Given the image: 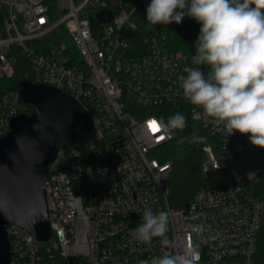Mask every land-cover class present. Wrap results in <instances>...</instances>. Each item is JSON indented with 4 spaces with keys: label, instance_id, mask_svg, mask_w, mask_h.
<instances>
[{
    "label": "built area",
    "instance_id": "built-area-1",
    "mask_svg": "<svg viewBox=\"0 0 264 264\" xmlns=\"http://www.w3.org/2000/svg\"><path fill=\"white\" fill-rule=\"evenodd\" d=\"M66 11L53 21L45 0H0V80L13 78L19 55L26 79L70 95L87 111L96 134L84 152L60 150L49 168L46 198L52 237L41 242L24 229L8 227L11 264H139L165 252L199 245L193 264H256L264 227V149L247 135H228L202 109L189 104L180 82L189 57L171 52L164 36L148 37L131 54L138 0L129 11L122 0H61ZM60 1V2H61ZM98 8L93 25L82 13ZM65 25L80 64L66 44L42 54L32 44ZM20 92H0V139L11 121L28 114ZM188 113L215 142L203 147L205 184L184 207L170 202L173 163L162 148L174 138L169 114ZM32 114V113H31ZM155 122V127L149 125ZM162 137V138H161ZM169 213L167 241H137L133 230L144 210ZM201 225L198 233L192 225Z\"/></svg>",
    "mask_w": 264,
    "mask_h": 264
},
{
    "label": "clouds",
    "instance_id": "clouds-1",
    "mask_svg": "<svg viewBox=\"0 0 264 264\" xmlns=\"http://www.w3.org/2000/svg\"><path fill=\"white\" fill-rule=\"evenodd\" d=\"M185 16L200 25L192 65L180 82L183 98L202 109L228 135H247L254 147L264 149V0H150L146 21L151 25L180 24ZM206 66L205 74L200 66ZM165 129L183 130L187 117L176 113L167 118ZM206 138L193 136L192 142ZM169 213L146 208L134 230L135 239L150 243L167 241ZM200 232L201 225H192ZM199 245L184 251L154 256L139 264H193Z\"/></svg>",
    "mask_w": 264,
    "mask_h": 264
},
{
    "label": "water",
    "instance_id": "water-1",
    "mask_svg": "<svg viewBox=\"0 0 264 264\" xmlns=\"http://www.w3.org/2000/svg\"><path fill=\"white\" fill-rule=\"evenodd\" d=\"M21 97L32 114L11 121L0 139V264H11L9 226L41 242L52 237L46 183L60 150H86L96 128L85 108L48 85L24 84Z\"/></svg>",
    "mask_w": 264,
    "mask_h": 264
},
{
    "label": "trees",
    "instance_id": "trees-1",
    "mask_svg": "<svg viewBox=\"0 0 264 264\" xmlns=\"http://www.w3.org/2000/svg\"><path fill=\"white\" fill-rule=\"evenodd\" d=\"M61 0H45L49 13L53 21H58L65 15L60 6ZM111 1V0H101ZM138 0H122L124 8L129 11L137 6ZM98 8L89 6L82 13V18H89L93 21V25L98 23ZM133 18L138 23V28L132 34L131 54L138 56L139 50H143L147 46L145 40L148 37L159 34L166 39V45L171 52H181L189 57L190 66L192 65V57L195 54V41L199 34L200 25L194 19L185 16L178 25L170 23L168 25H151L146 21V12L141 8L137 9L133 14ZM40 53L51 54L54 49L66 44L71 53L74 52L76 60L75 65L80 64L81 58L77 55L73 46V41L69 35L65 25H60L50 36L34 41L32 43ZM19 66L13 78H5L0 80V92L15 90L21 93L24 84H31L26 79V72L29 71L26 59L19 55ZM201 70L207 74L206 66H200ZM29 113H32V107ZM181 113L180 111H172L169 117ZM187 117V126L181 130H173L174 138L165 144L162 148L163 162L173 163V173L171 176L170 202L173 207L186 206L195 196L196 192L205 184L206 177L202 173L201 164L203 161V147L207 144L215 142L203 127L193 121L191 115L183 113ZM205 137L203 142L193 143L192 137ZM256 264H264V227L258 241V252L256 256Z\"/></svg>",
    "mask_w": 264,
    "mask_h": 264
},
{
    "label": "rangeland",
    "instance_id": "rangeland-1",
    "mask_svg": "<svg viewBox=\"0 0 264 264\" xmlns=\"http://www.w3.org/2000/svg\"><path fill=\"white\" fill-rule=\"evenodd\" d=\"M68 6H69L68 2H65V1L60 2V7L67 8Z\"/></svg>",
    "mask_w": 264,
    "mask_h": 264
},
{
    "label": "snow or ice",
    "instance_id": "snow-or-ice-1",
    "mask_svg": "<svg viewBox=\"0 0 264 264\" xmlns=\"http://www.w3.org/2000/svg\"><path fill=\"white\" fill-rule=\"evenodd\" d=\"M156 125H155V122H152L150 125H149V127L150 128H154ZM162 138V137H161Z\"/></svg>",
    "mask_w": 264,
    "mask_h": 264
}]
</instances>
